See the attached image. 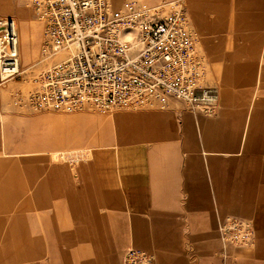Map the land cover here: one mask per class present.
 I'll return each instance as SVG.
<instances>
[{"label":"rangeland","instance_id":"obj_1","mask_svg":"<svg viewBox=\"0 0 264 264\" xmlns=\"http://www.w3.org/2000/svg\"><path fill=\"white\" fill-rule=\"evenodd\" d=\"M19 1L32 26L35 56L27 73L19 50L20 20L13 12H0V17L14 20L19 60L18 75L0 85V260L7 262L18 251L22 260L6 264H118L132 246L131 204L136 199L127 201L117 176H131L139 166L145 167L142 155L164 141L160 133L168 122L166 111L193 110L179 101L110 109L85 105L73 111L29 108L26 96L56 56L41 54L42 24L29 2ZM122 1L108 0L112 6ZM133 1L150 6L162 0ZM180 1L203 61L201 82L216 88L217 104L225 88L237 85L239 79L246 81L240 85L253 100L261 78L258 64L264 60V0ZM249 63L255 66H238ZM152 108L158 112L144 114ZM55 137L57 144L50 142ZM114 147L120 150L119 157ZM102 150L107 151L103 156ZM29 185L35 189L34 197ZM22 187L27 190L15 201L10 196ZM24 196L27 206H17ZM218 226L219 255L229 261L222 264H251L257 259L264 264V247L257 244L251 217L228 214Z\"/></svg>","mask_w":264,"mask_h":264},{"label":"crops","instance_id":"obj_2","mask_svg":"<svg viewBox=\"0 0 264 264\" xmlns=\"http://www.w3.org/2000/svg\"><path fill=\"white\" fill-rule=\"evenodd\" d=\"M0 12H13L20 20L19 50L29 73L35 52L28 13L19 0H0ZM258 69L261 78L253 100L246 86L240 85L246 81L239 79L237 85L225 88L212 114L166 111L168 122L160 133L164 141L142 155L145 167L139 166L131 176H117L127 201L132 196L136 199L131 204L130 247L152 253L158 264L228 263L219 255L218 230L219 221L228 214L251 217L257 226V244L264 247V60ZM157 112L152 108L144 114ZM50 142L57 144L59 139ZM114 151L119 157L118 147ZM100 152L102 156L107 153ZM139 168L144 171L140 173ZM27 189L34 197L35 189L30 185ZM27 189L18 188L10 197L16 201ZM27 203L24 196L17 206ZM257 253L262 257L260 250ZM22 257L16 251L0 264Z\"/></svg>","mask_w":264,"mask_h":264},{"label":"built area","instance_id":"obj_3","mask_svg":"<svg viewBox=\"0 0 264 264\" xmlns=\"http://www.w3.org/2000/svg\"><path fill=\"white\" fill-rule=\"evenodd\" d=\"M27 1L42 24L41 54L56 56L26 96L29 108L73 111L179 101L205 114L216 110L217 91L201 82L203 61L180 0L150 6L133 0L119 6L108 0ZM18 73L15 23L0 17V85ZM119 264H153V256L129 248Z\"/></svg>","mask_w":264,"mask_h":264},{"label":"bare ground","instance_id":"obj_4","mask_svg":"<svg viewBox=\"0 0 264 264\" xmlns=\"http://www.w3.org/2000/svg\"><path fill=\"white\" fill-rule=\"evenodd\" d=\"M20 30V29H19ZM26 33V32H25ZM28 39V38H27ZM25 56H26V54H25ZM22 58V57H21ZM26 63V62H25Z\"/></svg>","mask_w":264,"mask_h":264}]
</instances>
